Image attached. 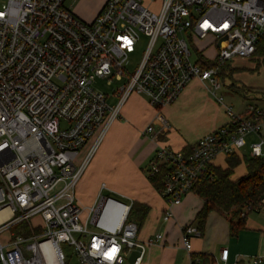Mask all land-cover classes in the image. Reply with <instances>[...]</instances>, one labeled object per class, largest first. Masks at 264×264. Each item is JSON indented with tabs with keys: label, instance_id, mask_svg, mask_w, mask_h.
Returning <instances> with one entry per match:
<instances>
[{
	"label": "built area",
	"instance_id": "built-area-1",
	"mask_svg": "<svg viewBox=\"0 0 264 264\" xmlns=\"http://www.w3.org/2000/svg\"><path fill=\"white\" fill-rule=\"evenodd\" d=\"M65 1L0 0V212L7 213L0 221V261L66 264V244L79 264H125L134 250L132 264H145L146 248L161 243L163 235L140 241L130 218L133 202L104 184L92 204L81 208L76 185L133 93L157 109L141 135L156 146L146 173L161 175L162 222L173 218V209L217 155L239 154L246 138L255 136L249 156H264V107L249 104L244 115L235 114L218 93L225 81L221 69L233 58H251L264 36V0H105L89 23L64 7ZM140 34L148 43L129 74L128 57ZM207 38L216 48L211 57L196 45ZM96 78L108 84L126 79L113 108L108 95L92 87ZM192 80L212 95L228 121L186 153L159 144V135L170 131L159 110L173 104ZM260 203L264 206V198ZM22 224L31 229L30 236L12 231ZM181 232L183 247L190 250V238L199 231L189 224ZM246 259L247 264L264 262L263 256ZM216 264H229L227 249Z\"/></svg>",
	"mask_w": 264,
	"mask_h": 264
},
{
	"label": "rangeland",
	"instance_id": "rangeland-1",
	"mask_svg": "<svg viewBox=\"0 0 264 264\" xmlns=\"http://www.w3.org/2000/svg\"><path fill=\"white\" fill-rule=\"evenodd\" d=\"M103 5L104 2L102 0H66L64 2V7L86 23H89V20L96 17ZM80 10L89 15L81 14ZM92 12H95V14L90 16ZM209 41L208 38L199 40L196 45L200 49H203L204 55L211 57L216 52V48L208 46ZM147 43L148 38L144 34H140L134 52L128 57L126 68L129 74H133L140 64ZM225 67L228 72L225 76L224 85L218 92L223 97V102L230 105L235 114H239L242 111L246 104V99L249 102L257 104V106L264 107L263 104L257 103L260 100L264 101V56L257 57L254 55L251 58L236 57L227 62ZM125 82L126 79L123 78L121 81L113 80L108 84V79L96 78L92 82V87L96 91L108 95L107 104L113 108L118 102L117 90ZM188 88H191V86ZM197 91L202 97L199 100L207 104V109L205 110L207 113L203 114V118H208L209 122L215 126L222 125L224 120L227 123L228 118L225 117L221 106L216 103L212 95L202 86ZM147 103L146 97L133 93L122 104L119 116L111 123L98 143L76 185L75 196L81 208L92 204V200L96 198V196L93 198V193L102 181L114 189L124 188L125 178H129V173H126L129 172L128 167L130 171L132 169V165L129 162L133 161L134 155L138 150H141L149 143L147 137L142 136L139 132L150 117ZM197 116L192 115V112H186L182 109L177 111L175 109L174 112L168 114V120L170 121V125H172L171 127H174L182 135L198 134L202 132L203 128L194 126L193 119ZM198 118L203 119L201 115ZM97 134L96 132L93 138L81 148L74 161L75 165L86 155ZM242 152L247 154V149H243ZM242 168L244 169L243 166L237 167L232 178L234 176L238 177V172ZM151 209H154V204ZM156 215V211L150 210L142 225V231H152V221ZM32 223L36 224L37 220H33ZM246 227L263 230L264 206L259 212H250L247 215ZM27 230L28 233L19 230V234L30 236L32 234L31 229L28 227ZM5 237L4 235L3 238ZM62 249L66 256V264H79L73 254L72 247L64 244ZM135 256L136 253L131 251L126 258L125 264H132Z\"/></svg>",
	"mask_w": 264,
	"mask_h": 264
},
{
	"label": "crops",
	"instance_id": "crops-1",
	"mask_svg": "<svg viewBox=\"0 0 264 264\" xmlns=\"http://www.w3.org/2000/svg\"><path fill=\"white\" fill-rule=\"evenodd\" d=\"M102 2H105L102 0ZM96 12V10H95ZM95 12H92L90 16H93ZM81 14H86L84 11L80 10ZM87 16L89 14H86ZM93 19L89 20L91 22ZM191 88H188L190 87ZM204 86L197 80H192L181 92L179 98L171 105L161 108L159 115L169 124L170 131L165 134L159 135V144L162 146H167L173 150H182L186 146H191L203 135L215 131L216 129L224 126L226 120L223 121L222 125L215 126L213 123L209 122L208 118H203L205 110L207 109V104L199 99L202 98L197 90ZM246 99V104L239 114L245 113L246 107L249 104L257 105L253 102H249ZM257 103L264 105V101L260 100ZM148 104V103H147ZM147 110L150 113V117L145 124L147 126L156 116L157 109L147 106ZM185 110L186 112H192V115H198L195 117L194 126L201 127L202 132L198 134H186L182 135L178 133L174 127H171L170 121L168 120V114L174 112V110ZM223 110V109H222ZM203 119H199V116ZM226 117V115H225ZM140 129L141 131L145 128ZM206 128V129H205ZM159 128L154 126V130L157 131ZM95 135V134H94ZM264 136V129L262 132ZM93 138V137H91ZM90 138V139H91ZM89 139V140H90ZM148 139V138H147ZM88 140V141H89ZM95 140V138H94ZM93 140V141H94ZM256 140L255 136H248L246 138L247 145L243 149H247V154H244L242 150L239 152L238 156L242 157L244 155L249 156L248 145ZM86 142V144L88 143ZM149 143L144 146L141 150H138L133 161L129 163L132 165V169L128 167L129 178H125L124 188L114 189L107 185L106 182L102 181L99 183L96 191L93 193L94 197L97 195L99 188L102 184L111 191L114 195L121 196L122 200H131L132 202L144 203L150 207V210L157 212L152 221V231H142V227L138 233V239L145 242L148 238L152 237L154 234L161 233L163 235V241L161 243L149 246L146 248V253L144 256L145 264H190L192 261L195 262L201 256H207L212 259L214 264L219 259V255L222 249L228 250V260L229 264H247L248 256H263L264 257V231L260 229H252L246 227L244 230L240 231L237 237H231L229 235V223L225 217L217 213H210L207 216L205 227L203 233L198 236H193L190 238V250H186L183 247L181 236V227L189 225L192 223L195 226V214L202 207V200L193 192H189L184 196L180 205L173 209V218L168 222H162L161 213L164 208V202L161 196L158 194L151 183L148 180V175L146 172V166L148 161L153 155L155 150V144H153L149 139ZM85 144V145H86ZM93 144V142H92ZM91 144V145H92ZM84 145V146H85ZM91 147V146H90ZM81 150V149H80ZM82 160V159H81ZM80 160V161H81ZM78 162V164L80 163ZM215 166L225 167V156L217 155L212 161ZM243 166L244 169L239 173L238 177L232 178V180H237L246 173L245 163L242 162L238 167ZM236 170V168H235ZM234 170V172H235ZM233 172V174H234ZM125 174V173H123ZM232 174V175H233ZM104 193H108L104 191ZM94 200V199H93ZM92 200V202H93ZM158 204V206L155 205ZM154 204V209H151ZM150 212V211H149ZM149 214V213H148ZM7 215L6 212H0V221ZM34 220H37L35 218ZM38 221V220H37ZM163 230H162V229ZM264 229V228H263ZM4 236V235H3ZM6 236V235H5ZM7 237V236H6ZM2 237L3 240L6 239ZM133 252H138L134 250ZM135 256V257H136ZM134 257V258H135ZM134 260V259H133ZM133 262V261H132ZM1 264V262H0ZM264 264V262L260 263Z\"/></svg>",
	"mask_w": 264,
	"mask_h": 264
},
{
	"label": "trees",
	"instance_id": "trees-1",
	"mask_svg": "<svg viewBox=\"0 0 264 264\" xmlns=\"http://www.w3.org/2000/svg\"><path fill=\"white\" fill-rule=\"evenodd\" d=\"M264 56V36L258 43L253 56ZM204 64L203 67H207ZM222 76L227 75V68L221 69ZM230 72H232L230 70ZM182 151L188 153L189 146ZM242 162L245 163L246 173L237 180L231 176ZM152 187L161 189V175L148 176ZM192 192L202 200V207L195 214V227L200 234L203 233L207 216L214 212L225 217L229 223V235L237 237L239 232L246 228V218L250 212H259L263 207L260 200L264 198V156L250 157L238 154L225 156V167L208 164L207 172L194 184ZM160 195V194H159ZM150 207L144 203L133 202L130 218L137 224L140 231ZM244 213V215H241ZM192 225V223H191ZM24 224L15 226L12 231L19 233L23 230L28 233ZM197 264H214L215 261L207 256L199 257Z\"/></svg>",
	"mask_w": 264,
	"mask_h": 264
},
{
	"label": "water",
	"instance_id": "water-1",
	"mask_svg": "<svg viewBox=\"0 0 264 264\" xmlns=\"http://www.w3.org/2000/svg\"><path fill=\"white\" fill-rule=\"evenodd\" d=\"M221 41L218 43V46L220 45Z\"/></svg>",
	"mask_w": 264,
	"mask_h": 264
}]
</instances>
